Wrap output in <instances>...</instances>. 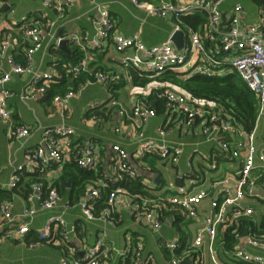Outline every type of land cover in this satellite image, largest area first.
Segmentation results:
<instances>
[{"label": "built area", "instance_id": "built-area-1", "mask_svg": "<svg viewBox=\"0 0 264 264\" xmlns=\"http://www.w3.org/2000/svg\"><path fill=\"white\" fill-rule=\"evenodd\" d=\"M93 12L97 15L92 20L94 36L91 48H99L101 42L109 41L115 50L131 52L123 58L125 62L143 68L150 78L157 74L172 71H187L212 76L220 68L236 70L248 88L258 98V116L264 112V6H260L252 22L243 20L244 9L241 4H235L229 16L224 18L221 8L223 0H161L154 4L148 0H131L137 7L144 9L148 14L160 17L171 15L177 21L173 32L181 29L180 18L193 12L206 14V21L201 31L188 27L183 48L178 50L171 38L161 44L146 46L138 36L127 37L114 32V23L109 16L104 0H87ZM3 0H0V8ZM75 0H41L45 9L56 11L60 16L66 9H71ZM54 19L50 18L43 10L38 16L22 18L20 22L14 21L17 33L21 35V44L24 45V62L18 61L16 52H8L17 43L16 38L7 35L0 38V54L5 53L8 69L0 67V118L7 124V133L10 138H21L30 135V129L24 125L13 124L11 112L8 107V98L11 91L7 87L13 74L28 75V81L22 86L20 100L23 103L46 94L48 85L56 82L62 74L56 69L40 71L35 66L34 53L38 50L45 51L49 47H58L67 38L84 48V40L76 35L62 36L55 28ZM17 51V49L15 48ZM8 52V53H7ZM63 73L77 75L87 71V59L80 60L77 64L65 67ZM91 77L99 83L107 82L103 72H91ZM113 82L116 76L111 79ZM163 87L155 86L158 99L165 102V106L172 113L182 115L184 125L189 128L196 119L201 120V131L207 140L216 145V158L218 153H228L233 158H241L236 175L215 179L211 182L210 189H200L196 193L187 192L182 186L177 187V192L168 196L156 198L132 196L120 186L112 188L106 198L99 214H95V203L101 199L99 182L90 185L81 199L80 208L82 215L88 220H103L112 222V213L116 210L119 200L126 196L132 202L134 215L141 221L150 225L154 230H159L162 220L167 215L180 213L186 219L199 218L201 227L192 240L191 247L181 255H173L169 264H181L184 258L197 256L204 237L208 240V250L213 264H222L216 259L214 242L219 233L231 230L238 243L233 248V255L243 261L254 264H264V255L253 254L247 247L264 248V235H242L241 222L243 218L252 214L253 209L244 204L248 195L253 194V189L264 182V147L258 148L255 144L253 132L245 139L240 136L237 125L230 121L228 116L205 107L203 104L176 90L168 83ZM75 91L68 90L63 94L52 97V110L59 112L61 117L67 116V106ZM116 104L115 101H112ZM98 103L91 104L92 118L97 114ZM120 114L124 111L120 110ZM155 115V110L143 104H136L131 110V116L138 119L143 125L150 117ZM118 130V128H116ZM75 134L74 128L64 122L42 128V141L37 147L30 149L25 154V163L15 167L11 174L7 189L18 186L23 170L43 172L51 165H62L73 162L78 167L91 171L98 165V155L91 145L83 148L72 145L71 137ZM165 130L158 128V137H145L139 131L136 155L141 157L146 153L157 154L171 164L178 162L182 148L169 145L164 140ZM227 135H230L231 138ZM161 137V138H159ZM236 138V140H234ZM113 170L112 181L117 182L123 177H137L136 171L128 162V152L120 145L111 147ZM212 168L216 165L213 163ZM103 185V183H102ZM136 198V199H135ZM208 199V210L200 215L198 206L204 199ZM60 192L50 184L35 179L31 182L30 192L19 215L12 212L14 203L11 199H0V240H23L29 232L32 218L39 212L53 211L61 202ZM59 213L48 215L43 227L37 232V240L29 242L30 247L52 243L62 246L63 257L60 264H107L113 257L115 249L105 243L107 232L102 228L97 240L84 247L83 254L78 256L79 248L71 241L70 234L76 233V226L68 227L64 213L70 208L69 204L62 206ZM19 216L21 222L15 224ZM169 250L175 251L179 244L176 241L167 243ZM198 262V261H197ZM133 264H156L149 257L142 258L139 251H135ZM198 264H200L198 262Z\"/></svg>", "mask_w": 264, "mask_h": 264}, {"label": "crops", "instance_id": "crops-1", "mask_svg": "<svg viewBox=\"0 0 264 264\" xmlns=\"http://www.w3.org/2000/svg\"><path fill=\"white\" fill-rule=\"evenodd\" d=\"M23 1H29L36 6L35 9H29L24 2L17 5L14 0H3L0 8V38L7 35H12L16 38L18 44L13 46V49H9L8 52H16L15 57L18 61L20 60L18 56L23 53V45L25 44L21 47V35L17 33L18 31L13 22H20L22 18L38 16L43 10H45L50 18L56 20L55 28L60 35L76 34L84 40L85 47L81 48L75 42L65 38L64 49L60 47V43L58 47H49L45 51L38 50L34 53L36 68L40 71L56 69L62 74L56 82L48 85L46 94L43 96L36 97L27 103H23L20 100L19 95L22 86L28 81V75L13 74L10 82L7 84L12 93L8 98L11 121L13 124L28 127L31 133L27 137L10 138L7 133V124L0 118V189L13 191L10 199L14 203L12 212L16 215H19L22 208L28 205L27 197L29 193L17 192L27 181L31 183L35 179H40L46 185L50 184L54 186L60 192L62 199L60 205L53 211H41L32 218L29 232L23 240H0V251L2 253H5V251L7 253L11 246H23L31 250L28 254L29 257L25 256L23 258H6L4 254L0 255V264H60L63 257L62 246L46 243L30 247L28 244L36 240L37 232L43 227L48 215L59 213L63 209L62 206L66 203L70 205V208L65 211L64 217L68 227L76 226V233L70 234V239L79 248L78 256L83 254L86 245H90L97 240L100 235L99 231L105 228L107 232L105 243L115 249L113 257L107 264H133L136 250L139 251L142 258L149 257L156 264H169L173 255H181L183 251L185 252L191 247L193 237L201 227L199 218L186 219L178 212L172 216L167 217L166 215L162 220L161 228L156 231L134 215L132 210L133 201H130L126 196H123L119 200L116 210L112 213L111 223L103 220L91 221L86 219L82 215L80 202L88 187L95 182H99L102 194L101 199L95 203L94 209L95 214H99L104 206L108 192L116 186L123 188L129 197L156 198L157 196L166 197L175 194L179 186H182L189 193H196L200 189H210L213 180L236 175L241 158H233L229 156L230 154L223 152L218 153L216 158L217 147L215 143L208 141L207 136L202 133L201 120L196 119L194 125L187 128L184 125L182 115L169 111L165 106V102L156 97L154 87L158 85L163 87L162 83H168L176 88V90L192 97L186 89L173 82L171 78H166L165 74H169L166 72L174 73L179 79L196 73L192 69L183 72L166 70L157 74L156 77L150 78L143 68L135 67L124 61L123 58L131 52L130 50L125 52L117 51L109 41L101 42L97 49L91 48L90 44H92L94 36L92 20L97 15L93 12L87 0H75L72 8L66 9L61 16L56 11L44 9L41 5V0ZM104 1L109 16L114 23V32L127 37L136 35L146 46L161 44L174 33L173 29L177 21L171 15L160 17L148 14L144 9L137 7L131 0ZM148 1L158 4L161 0ZM235 4L242 5L238 1L232 4L227 2V0H223L221 8L224 18L229 16ZM253 4L252 8L242 5L244 9L243 20L247 23L252 22L258 13L259 7L264 6V3L256 4L253 2ZM197 13L201 16L202 21L197 22L195 25L192 23L187 24L182 19L184 16L195 15ZM154 18L160 19V24L163 27V33L159 39H157L158 35L155 27H151L152 23L146 24L148 19ZM180 21L181 29L179 30L183 33L184 44L186 29L191 27L192 29L201 31L206 21V14L201 12L188 13L181 16ZM19 47L22 48V53L18 52ZM182 48L183 46L177 49L181 50ZM59 49L66 52L80 49L83 52L80 60L87 59V71L74 76L63 73L64 68L71 66V64L66 62L60 64L57 53ZM0 67L5 70L8 69L5 53L0 54ZM95 71L106 74L107 82L99 83L94 81L93 77H91V72ZM230 73H237L241 78L236 70L228 67L215 71L212 77H222ZM82 74H86L87 77L85 78V75ZM115 76L116 80L113 82L111 79ZM78 77H83V80L75 83V78ZM63 80H66L70 86H64L61 92L48 94L51 86L59 85ZM135 80L138 82L135 83ZM241 80L244 82L242 78ZM68 90H73L76 94L68 103L66 109L67 116L61 117L59 112L52 110V97L55 94H63ZM192 99L223 116H228L230 121L237 125V132H240V136L237 135L236 138L245 139L249 133L253 132L256 146L260 149L264 147V134L258 133L260 127L264 131V112L258 116L259 103L257 96L256 123L255 127L249 132L240 123L234 121L226 108L220 103L205 99H195L193 97ZM112 101H115L116 104H113ZM94 103H98V109L94 111L97 116L92 118L91 112L93 108L91 104ZM136 104H143L155 110V115L150 117L143 125L138 119L131 116V110ZM120 110L124 111V113L120 114ZM61 122L74 128L75 134L71 137L73 146L83 148L91 145L98 155L96 169L88 171L93 172L95 177L83 183L85 185L83 194L77 197V186L73 185L74 183L71 179H65L64 187L61 190L54 185V182L63 174L64 165L71 162L62 163V165H51L46 168L43 174L23 170L20 174L21 180L18 186L11 190L7 189L6 184L15 167L25 163L26 152L41 144L42 128ZM159 127L165 130L163 137L167 144L177 145L182 148V154L175 164H171L168 160H164L153 153H146L141 157L136 155L138 146L137 133L141 131L145 137L155 138L158 137ZM227 136L231 138L230 135ZM116 143L128 152V162L136 171L137 177H123V179L117 182L112 181L113 154L111 147ZM213 163L216 165L215 168L211 167ZM157 176H159V180L155 181ZM136 179L140 181L147 192L133 193L121 185V182L124 180ZM99 202L102 203V206L99 210H96V205ZM244 204L253 209L252 214L248 218H252L253 221H259L261 218H264V182L258 184L253 189V194L248 195L244 200ZM207 210L208 199L206 198L198 206V211L202 215ZM21 221V218L16 216L15 224ZM244 228H247V235L250 234L251 227L245 226ZM244 228H241L242 233ZM222 234L219 233L214 242L215 255L217 249L216 241L219 235ZM181 236L185 237L183 251L177 253L176 251L169 250L167 243L169 241H176L179 244ZM247 249L253 254L264 255V248L247 247ZM206 252L210 256L208 240L207 237H204L197 256L191 255L190 257H186L182 263L186 259H190L191 264H198V262L200 264H213L211 259H206ZM216 259L218 260L217 256Z\"/></svg>", "mask_w": 264, "mask_h": 264}, {"label": "trees", "instance_id": "trees-1", "mask_svg": "<svg viewBox=\"0 0 264 264\" xmlns=\"http://www.w3.org/2000/svg\"><path fill=\"white\" fill-rule=\"evenodd\" d=\"M256 4L264 3V0H252ZM185 23L196 24L202 21L200 15H190L182 17ZM23 44H21L22 47ZM24 46V45H23ZM19 47V53H22V48ZM58 61L60 64H76L83 56V52L80 49H74L71 52H66L64 50H58ZM19 61H24L23 53L18 56ZM166 78H171L173 82L179 84L181 87L186 89L193 98L195 99H205L208 101H215L223 105L228 113L231 115L232 119L242 125V127L247 131H251L255 127L257 118V99L255 94L248 88V86L241 80L237 73H230L222 77L215 76H205L199 74H192L187 77L177 78L174 73L166 72ZM85 78L87 77L86 74ZM84 78V79H85ZM170 79V80H171ZM83 80V77L75 78V83L77 81ZM138 82L135 80V83ZM144 82V81H143ZM70 86L67 84L66 80L62 81L59 85H53L49 88L48 94H53L55 92H61L63 87ZM153 164L152 162H150ZM64 172L59 179L54 182V185L58 189H63V184L65 179H71L74 186H77L76 195L77 197L84 192L83 183L89 181L95 177L93 172H88L85 169L79 168L75 163H66L63 167ZM121 185L131 192L145 193L142 184L139 180H124ZM31 183L28 181L21 186V189L17 192L29 193ZM13 191H8L5 189H0V199L7 198L10 199ZM96 210H99L102 203L99 202ZM250 226V234L256 236L264 235V218L259 221H253L252 218H243L241 222V228ZM37 240V238H36ZM34 240V241H36ZM185 237L181 236L179 247L175 250L177 253L183 251L184 249ZM238 241L233 237L231 230L225 231L222 235H219L216 241V256L222 264H253L249 261H243L236 258L233 255V248L237 245Z\"/></svg>", "mask_w": 264, "mask_h": 264}, {"label": "rangeland", "instance_id": "rangeland-1", "mask_svg": "<svg viewBox=\"0 0 264 264\" xmlns=\"http://www.w3.org/2000/svg\"><path fill=\"white\" fill-rule=\"evenodd\" d=\"M14 1H16L17 5L20 4L21 2H24V4L27 5L29 9L31 8L32 10H34L35 7H36L32 3H30L29 1H23V0H14ZM236 1L241 2L244 7L250 6V8H252L253 5H254L253 2H252V0H227V2L232 3V4L234 2H236ZM149 22L152 23L151 27H155V30L157 31V35H158V38L157 39H159V37H161V34L163 33V27L160 24V19H158V18L148 19L146 24L148 25ZM263 132L264 131L260 127L258 133L259 134H264ZM9 249L10 250H8L7 253H6V251H5V253H2L0 251V255H3L4 254V256L6 258H12V257L13 258H23L25 256L26 257H29L28 254L31 252V250H29V249H27V248H25L23 246L22 247L21 246H18V247L11 246ZM206 255H207V258L206 259L210 260V258H209L210 256H209V254L207 252H206Z\"/></svg>", "mask_w": 264, "mask_h": 264}, {"label": "water", "instance_id": "water-1", "mask_svg": "<svg viewBox=\"0 0 264 264\" xmlns=\"http://www.w3.org/2000/svg\"><path fill=\"white\" fill-rule=\"evenodd\" d=\"M176 48H181L183 46V33L181 30L175 31L172 36L170 37ZM61 48H65V41L63 40L60 45ZM159 180V176L155 178V181ZM247 228L243 229V236L247 235ZM182 264H191L190 259H186Z\"/></svg>", "mask_w": 264, "mask_h": 264}]
</instances>
